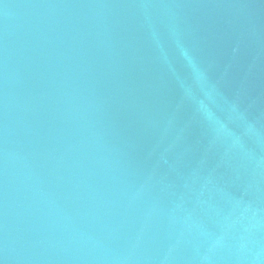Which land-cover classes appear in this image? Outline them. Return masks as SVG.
Listing matches in <instances>:
<instances>
[{
	"label": "water",
	"instance_id": "water-1",
	"mask_svg": "<svg viewBox=\"0 0 264 264\" xmlns=\"http://www.w3.org/2000/svg\"><path fill=\"white\" fill-rule=\"evenodd\" d=\"M0 264H264V0H0Z\"/></svg>",
	"mask_w": 264,
	"mask_h": 264
}]
</instances>
